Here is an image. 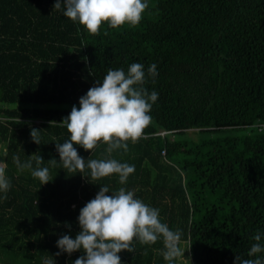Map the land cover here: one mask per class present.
Listing matches in <instances>:
<instances>
[{
	"label": "trees",
	"instance_id": "trees-1",
	"mask_svg": "<svg viewBox=\"0 0 264 264\" xmlns=\"http://www.w3.org/2000/svg\"><path fill=\"white\" fill-rule=\"evenodd\" d=\"M54 4L0 0V167L11 182L0 193V264H74L84 253L57 255V240L81 231L80 209L100 185L158 208L191 264L248 258L264 232V0H149L138 24L98 34ZM133 63L159 73L144 85L159 97L142 136L110 156L103 143L92 154L74 146L85 161L114 158L135 172L121 185L63 168L56 144L70 133L59 124L108 69ZM38 157L46 185L17 166ZM163 249L135 242L121 262L167 264Z\"/></svg>",
	"mask_w": 264,
	"mask_h": 264
},
{
	"label": "clouds",
	"instance_id": "clouds-1",
	"mask_svg": "<svg viewBox=\"0 0 264 264\" xmlns=\"http://www.w3.org/2000/svg\"><path fill=\"white\" fill-rule=\"evenodd\" d=\"M148 7L149 0H63V3L55 0L54 4L65 17L91 34H98L105 23L112 28L134 26L142 20ZM158 75L155 63L147 70L141 63L131 64L127 72L123 68L108 69L103 80H97L96 85L80 97L79 108L74 105L59 124L70 133L64 143L56 144L63 168L79 172L87 168L90 177L96 180L116 175L119 183L125 185L135 172V165L114 158L85 161L74 145L91 154L100 143L107 145L109 156L120 149L128 151V141L138 140L151 123L150 113L159 93L149 92L144 85L148 78L155 79ZM39 131L32 130V139ZM33 141L39 144L38 139ZM43 161L38 157L37 166L33 167L30 159L24 163L17 160V166L20 170H31V175L46 185L53 179L50 180L49 168L40 166ZM10 188L11 182L0 167V193H7ZM109 193L107 185H100L96 196L80 209L81 231L75 238L68 234L61 236L56 244L57 255L71 256L82 251L84 255L74 264H122L120 253L134 252L135 242L151 245L163 240V258L167 264H177L179 258L186 260V250L180 247L182 232L173 231L162 222L158 208L145 204L134 191L125 187ZM253 239L256 243L248 251V258L236 255L234 264H264V232H258ZM45 264L52 262L45 261Z\"/></svg>",
	"mask_w": 264,
	"mask_h": 264
},
{
	"label": "rangeland",
	"instance_id": "rangeland-1",
	"mask_svg": "<svg viewBox=\"0 0 264 264\" xmlns=\"http://www.w3.org/2000/svg\"><path fill=\"white\" fill-rule=\"evenodd\" d=\"M4 151V150H3ZM3 153V152H2ZM183 250H185V249H183ZM188 252V251H187ZM188 254V253H187ZM184 258L186 259V260H184L183 258L181 259V264H191L190 262H189V259L185 256V253H184Z\"/></svg>",
	"mask_w": 264,
	"mask_h": 264
},
{
	"label": "built area",
	"instance_id": "built-area-1",
	"mask_svg": "<svg viewBox=\"0 0 264 264\" xmlns=\"http://www.w3.org/2000/svg\"><path fill=\"white\" fill-rule=\"evenodd\" d=\"M166 133L163 132V133H160V135L164 136ZM162 154L165 156L166 155V151H163Z\"/></svg>",
	"mask_w": 264,
	"mask_h": 264
}]
</instances>
